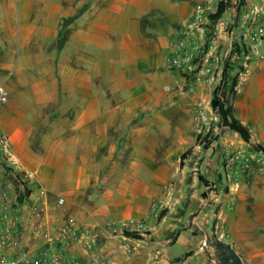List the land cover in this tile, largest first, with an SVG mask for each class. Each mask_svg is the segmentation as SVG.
Segmentation results:
<instances>
[{"label":"crops","instance_id":"obj_1","mask_svg":"<svg viewBox=\"0 0 264 264\" xmlns=\"http://www.w3.org/2000/svg\"><path fill=\"white\" fill-rule=\"evenodd\" d=\"M204 1L0 0V79L5 75L6 83L0 82L9 95L0 109V127L9 137L7 151L0 154V208H6L13 224L4 264H34L46 245L33 209L41 206L45 195L48 198V191H57L66 181L76 183L63 178L61 108L71 109V122L78 130L82 124L99 121L152 124L159 121L154 115L163 108L181 109L184 114L187 106L191 111L201 100L204 104L208 82L187 95L183 78L166 64L173 27ZM245 5L250 13L242 12ZM263 11L264 0H239L231 3L215 26L225 29L245 54L242 69L235 74L236 97L229 105L232 116L250 135L244 142L230 130L221 145L224 151L236 153L238 160L230 163L232 172L246 170L245 184L254 181L264 187V153L255 149L264 148ZM33 42L40 46L31 53ZM33 50L35 67L30 68L27 58ZM33 74L37 91L30 98L27 91ZM166 86L170 92L164 90ZM37 113L54 123L53 130L47 126L39 135L46 150L43 155L25 141L27 121ZM212 118L203 113L196 121L202 124ZM7 167L13 170L12 179L6 175ZM26 190L29 194L19 202ZM46 215L52 217L48 211Z\"/></svg>","mask_w":264,"mask_h":264},{"label":"rangeland","instance_id":"obj_2","mask_svg":"<svg viewBox=\"0 0 264 264\" xmlns=\"http://www.w3.org/2000/svg\"><path fill=\"white\" fill-rule=\"evenodd\" d=\"M219 1L206 0L200 25L204 32L200 44L216 58L217 79L206 85L205 105L201 100L191 111L187 106L184 114L181 109L163 108L154 115L159 121L152 124L99 121L82 124L81 130L71 122V109L61 108L63 178L76 183L66 181L57 191L47 192L52 217L46 219L57 227L74 225L76 235L69 243L56 245V253L65 257L62 264H216L207 244L212 236L232 245L245 264H264V187L254 181L245 184L246 170L232 172L236 153L221 145L230 130L212 118L213 92L221 86L219 98L228 105L235 99L231 81L245 57L225 29L219 28L216 36L210 33L216 30L211 16ZM241 9L251 11L246 5ZM262 15L264 19V11ZM181 27L182 22L173 27L168 46ZM37 44L31 43V53ZM31 53L30 68L35 67L36 52ZM226 66L230 74L223 81ZM33 78L35 74L29 77L30 98L37 91ZM0 81L6 83L5 75ZM184 85L183 93L192 95ZM203 113L212 119L200 124L196 116ZM53 125L39 113L27 121L25 141L40 155L46 150L39 135L47 126L53 130ZM6 175L12 179L14 173ZM60 198L62 205L49 202Z\"/></svg>","mask_w":264,"mask_h":264},{"label":"built area","instance_id":"obj_3","mask_svg":"<svg viewBox=\"0 0 264 264\" xmlns=\"http://www.w3.org/2000/svg\"><path fill=\"white\" fill-rule=\"evenodd\" d=\"M207 5H197L191 14L182 22V27L177 36L169 43V51L166 57V64L169 70L176 72L186 82L187 91L194 93L195 88L201 84L214 79L216 58L214 53L205 51L200 44V39L204 35L200 27L203 21V11ZM210 30L216 36L220 33L219 28ZM222 29V28H221ZM210 35V34H209ZM255 37V35H252ZM215 38V37H213ZM214 71V72H213ZM210 77L209 80L207 78ZM166 92L171 91V87L164 88ZM8 92L4 82H0V109L8 100ZM9 147V137L0 127V154L7 151ZM43 194V192H42ZM63 199H58L57 204L62 205ZM36 204V203H35ZM41 206H35L34 215L39 218L37 228L42 230L45 238V249L38 258L36 264H62L64 255L62 252L56 253L57 244H68L69 239L76 235L73 224H64L59 227L46 219L48 211V201L45 195ZM42 212V219L40 213ZM13 224L6 208H0V264H4V251L9 248L12 242ZM89 247V244H85Z\"/></svg>","mask_w":264,"mask_h":264},{"label":"trees","instance_id":"obj_4","mask_svg":"<svg viewBox=\"0 0 264 264\" xmlns=\"http://www.w3.org/2000/svg\"><path fill=\"white\" fill-rule=\"evenodd\" d=\"M230 5V2H218L216 12L211 16V19L215 22L222 16L226 9L230 7ZM228 69L229 66H226L224 69L223 81L227 78ZM236 83L237 79L236 77H233L231 81V88L234 89ZM220 89L221 86L213 92L211 100V108L216 112V115L219 118V124L237 133L244 142H249L250 135L248 129L232 116V108L224 102V98L222 99L218 97V90ZM255 149L264 153V148L262 146H256ZM6 169L7 171L13 172L11 168ZM14 178L20 180V176L18 175H15ZM28 194L29 190H26L24 194L19 195L18 201L22 202L24 197ZM207 244L211 249V256L215 260L216 264H245L242 257L237 253L236 249L232 245L218 240L215 236L210 237L207 240Z\"/></svg>","mask_w":264,"mask_h":264}]
</instances>
